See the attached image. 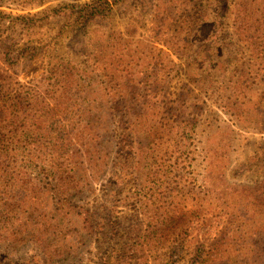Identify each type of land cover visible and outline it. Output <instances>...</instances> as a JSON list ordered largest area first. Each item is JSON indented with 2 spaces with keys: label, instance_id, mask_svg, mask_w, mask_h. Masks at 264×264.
Wrapping results in <instances>:
<instances>
[{
  "label": "rangeland",
  "instance_id": "1",
  "mask_svg": "<svg viewBox=\"0 0 264 264\" xmlns=\"http://www.w3.org/2000/svg\"><path fill=\"white\" fill-rule=\"evenodd\" d=\"M0 13V264H264V0Z\"/></svg>",
  "mask_w": 264,
  "mask_h": 264
},
{
  "label": "trees",
  "instance_id": "2",
  "mask_svg": "<svg viewBox=\"0 0 264 264\" xmlns=\"http://www.w3.org/2000/svg\"><path fill=\"white\" fill-rule=\"evenodd\" d=\"M12 84L14 85L10 76L7 75V71L2 70L0 68V111H8L9 108L12 106L13 102L16 101V94L14 93ZM114 100L115 101L112 103V108H111L113 110H115L116 105H121V103L123 102V98L117 97ZM15 106H17V103H15ZM3 149H8V147H4ZM3 153H7V151H4ZM67 180L71 182L73 180V177H66L63 179L64 182H67ZM74 190L75 187L72 188H69V186L62 187L58 189L57 195L59 197H64L68 192Z\"/></svg>",
  "mask_w": 264,
  "mask_h": 264
}]
</instances>
